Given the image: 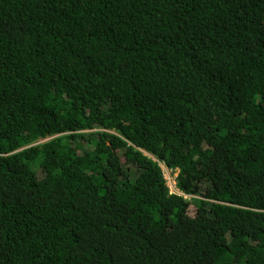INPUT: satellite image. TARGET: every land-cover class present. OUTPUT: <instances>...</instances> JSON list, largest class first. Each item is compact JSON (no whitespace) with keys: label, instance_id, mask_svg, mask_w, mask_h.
I'll return each instance as SVG.
<instances>
[{"label":"trees","instance_id":"16d2710c","mask_svg":"<svg viewBox=\"0 0 264 264\" xmlns=\"http://www.w3.org/2000/svg\"><path fill=\"white\" fill-rule=\"evenodd\" d=\"M0 264H264V0H0Z\"/></svg>","mask_w":264,"mask_h":264},{"label":"built area","instance_id":"2783aa9c","mask_svg":"<svg viewBox=\"0 0 264 264\" xmlns=\"http://www.w3.org/2000/svg\"><path fill=\"white\" fill-rule=\"evenodd\" d=\"M156 163L158 168L160 169L161 176L167 188L168 194L182 197V194L176 188V178L178 175V171L166 167L163 162L156 161Z\"/></svg>","mask_w":264,"mask_h":264}]
</instances>
